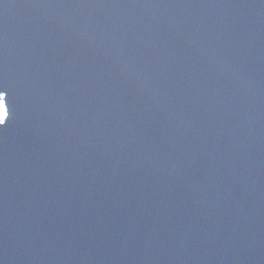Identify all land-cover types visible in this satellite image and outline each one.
I'll list each match as a JSON object with an SVG mask.
<instances>
[{"label":"water","instance_id":"water-1","mask_svg":"<svg viewBox=\"0 0 264 264\" xmlns=\"http://www.w3.org/2000/svg\"><path fill=\"white\" fill-rule=\"evenodd\" d=\"M0 264H264V0H0Z\"/></svg>","mask_w":264,"mask_h":264},{"label":"snow or ice","instance_id":"snow-or-ice-1","mask_svg":"<svg viewBox=\"0 0 264 264\" xmlns=\"http://www.w3.org/2000/svg\"><path fill=\"white\" fill-rule=\"evenodd\" d=\"M8 90L4 86H0V120L3 122L0 123V127H5L10 115L8 110V100H7Z\"/></svg>","mask_w":264,"mask_h":264},{"label":"clouds","instance_id":"clouds-1","mask_svg":"<svg viewBox=\"0 0 264 264\" xmlns=\"http://www.w3.org/2000/svg\"><path fill=\"white\" fill-rule=\"evenodd\" d=\"M3 121L2 120H0V123H2Z\"/></svg>","mask_w":264,"mask_h":264}]
</instances>
